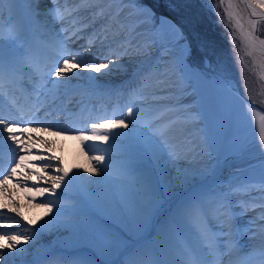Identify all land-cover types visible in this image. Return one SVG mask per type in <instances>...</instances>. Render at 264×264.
I'll use <instances>...</instances> for the list:
<instances>
[{
    "label": "bare ground",
    "instance_id": "6f19581e",
    "mask_svg": "<svg viewBox=\"0 0 264 264\" xmlns=\"http://www.w3.org/2000/svg\"><path fill=\"white\" fill-rule=\"evenodd\" d=\"M116 1L118 0H92V8H89L90 10L85 8L73 20L58 21L54 20L53 16L49 14L51 10L74 8L76 9L75 12H78L79 8H76V6L81 4V0H68L67 3H60L59 6L56 5L57 0H36V2H29L28 0L27 5L30 8L27 9L25 8V2L16 0L13 6L17 8L19 4L23 6L25 13L31 18L34 17L35 13H40L38 14L41 15L37 22V24L39 23L38 26L33 23H30V25L31 27L35 26L38 33L47 29L46 38H42L38 33H33L31 36L26 26L21 28V33L16 32L12 28L13 24L15 25L17 21L22 24L21 21L24 18L21 14L18 16V20L11 18L13 13L10 14V11L13 9L7 6V0H4L3 4L0 5V23L5 20L7 21L5 25L8 26L4 27L5 33L9 34V31L12 30L14 35L20 38V40L16 38L14 41H6L4 51L11 44L17 45L25 40L30 43L33 39L39 45V48L34 53L42 55L44 58L45 64L42 66L41 71H48L50 77L52 76L50 73L56 71L55 65L57 64L58 52L61 51L64 44L67 45L68 43V32L73 30V21H76L75 27L82 30L71 38L77 48L68 50L81 52L83 54L82 58L85 60H93L98 54H105L110 51L120 53L118 57H108L109 60L117 61L116 68L111 71H106L102 74L95 72L89 74L81 68L75 75L70 74L71 79L57 83H53L57 79L51 80V83L57 87L49 90L48 93H42L45 90L42 86L38 87L36 91L28 90L26 93L28 98L41 95L39 101L35 100L34 104L30 105L31 110H40L39 117H43L41 119L43 122L39 124L47 125L54 133L30 131V134L33 135L32 133H34L33 136L35 137L31 139L28 138V132L23 131L18 137L22 142L20 146L11 140L0 144V153L9 162L3 165L5 170L0 175V212L4 213V217L0 218V222H14L13 230L7 228L5 231L23 235H32L30 231L25 230L26 228H39L44 224V221H48V224L43 229L42 234L37 235L36 239L24 246L25 251H13L5 255L2 257V264H11V255L15 257L19 255L28 256L29 253L37 248L46 246L51 248L50 245H55L54 249L46 256L33 257L21 264H129L130 260L139 261L140 264H148L147 261H142L148 253L159 250L160 256L163 254L160 242L168 243V241L173 242L178 239L181 243H184L186 235L191 236L188 232H185L184 237L181 239L175 226L170 224V217L176 210L178 202L188 196V193H185L180 194L177 199L169 201L167 206L159 211L154 228L148 233L146 241L139 245L137 252L132 253V249L127 252L122 251L123 245L128 240H132V237L144 233L142 226L150 224V212L156 210L152 204H149V199L139 195L134 200V203L139 202L141 209L134 211L132 209V196L135 197L138 192L142 193L143 191L154 189H167L170 195L180 193L179 190L182 185L177 183V177L183 171L180 167L178 168V166L174 165L173 161L181 162L187 167H190V164L195 166L192 156L186 152L188 150L177 144L181 138L179 136H186V134L182 132L179 135L175 129L180 127L182 122H185V119L192 118L191 116L199 113L200 110L197 108L196 111L192 110L188 114H183V111H179L181 106L196 104L197 98L195 100L192 99L189 88H184V85L176 86V88L180 87V89H183L182 97H178L179 92L175 91L176 88L173 86L175 83L173 82L174 79L171 78V74L162 76L161 80L164 83L161 85L158 84V80L154 81L150 68L152 63L158 61L157 57H153L145 64L134 65L136 60L147 56L145 54L150 48L147 45L143 47L134 45L135 41L131 40V24L127 25L126 22H123L125 26H121L120 20L114 18L115 14L120 12L122 8L114 10L113 7L116 6L114 2ZM248 2L249 0H232L235 7L229 9L235 17V19H229L247 46L249 44L247 40H244V34L252 31L249 21L258 19L252 15V10L246 7ZM112 4L113 7L111 6ZM223 7L224 10L228 7V0H224ZM256 7L259 11L264 12L263 9ZM101 11L103 15H97ZM236 19L240 21L242 29L236 26ZM98 20L99 23H97ZM40 23L47 25L45 26L46 28ZM77 24H79L78 27L76 26ZM107 25L110 26L108 27ZM257 26H259V23ZM101 28L106 30L105 33L108 36V40L105 41L99 51L96 48H89V43L98 39V34L102 32ZM65 29L68 31H65ZM257 31L258 29L256 28L253 35L259 39H264V36ZM110 37L117 38L115 43L110 44L112 42ZM48 38L53 39L56 44L51 43ZM159 42L156 45L157 48L151 46L152 50L155 49L158 53L163 52L168 47V43L165 40L159 39ZM251 48V58L255 68L259 76L264 75V47L257 45ZM19 50L25 53L21 46ZM63 50L68 51L65 48ZM25 54V58L17 65L18 71L16 72L17 77L23 79L25 77L29 78V73L31 74L32 71L40 73L37 70L38 67L29 58L30 55L27 52ZM9 56L10 52L5 51V58L8 59ZM131 56L136 59L132 60ZM99 62L108 63V60H97V63ZM29 64L32 67L26 66ZM41 75H39L40 78H42ZM77 78H82L87 83L77 82ZM48 81L44 77V82ZM3 86L7 87L6 90L16 89L15 86L8 87L6 80H4ZM74 93H77L80 99L71 103V105H67L69 103L68 99ZM17 94L18 92H15L14 95ZM184 96L186 98H183ZM158 98L172 99V101H168L170 105L167 107L149 112L145 116H137L139 112L145 110V106L140 103L134 104L132 100L150 102ZM115 102L117 103L116 107H114ZM0 105L5 111L8 110L6 104L1 103ZM65 106L78 107L77 113L72 115L70 111H65L67 110V108L64 109ZM128 106H132L135 110V115L132 118L134 126L130 123L128 129H118V131L127 132V136L118 138L124 144L118 147L112 143L109 145L92 141L81 143L79 138L81 134L91 135L88 125L98 123L101 119H125V122L129 123V120L124 115ZM173 106H177L178 110L173 109ZM100 109H104L102 114L98 113ZM165 114L170 116L167 121H163L160 118V116ZM54 118L55 120H53ZM27 119L29 120V118ZM195 122L198 123L197 120ZM166 133H169V135L164 137ZM2 135L6 137L8 133L4 130ZM161 144L173 154L171 159H156L155 153H158L159 145ZM133 146L140 150H134ZM105 147H108V152L121 151L125 156L112 164L106 163L103 173L93 174L86 171L90 167H95L91 157L101 154ZM27 148L31 150L26 151L25 149ZM260 151H264V148L254 147L250 154L243 156L241 161H236L237 165H244V160L260 155ZM19 156L25 157L24 163L16 168L15 174L7 178V174L10 172L8 169L16 165L13 157L18 159ZM136 156L140 158L137 159ZM255 161L253 160L250 164L256 163ZM167 167L172 168L174 172H170V174L166 172ZM64 169L69 170L71 179L67 181L63 188L57 189L59 195L53 196L52 193L47 192L46 194L45 192L39 198L36 190L50 189L53 184L52 177L61 175ZM132 169H135V171L132 172ZM151 173L153 182L144 179V176L147 177ZM187 174L193 176L190 172ZM99 176L102 179L100 184L98 182ZM220 179L217 177L212 182L200 185L194 191L201 190L202 193H206L212 189L224 190L223 186L225 187L226 182H221ZM17 181L23 182L18 183ZM248 190L249 188H246L245 192ZM49 198L56 199L59 210L55 214L48 213L46 215V205ZM161 200L163 201V199ZM214 200V204H209L211 211L223 212L222 198L215 197ZM241 203L243 209H238L234 214L238 216L244 209L249 210L256 218L254 231L244 227L237 228L233 224L234 220L232 219V222L230 219H226L225 216H221V218L216 220L212 219L214 223L222 226L225 230H219L217 233L224 235L221 238L222 241L229 242L230 250L227 252L229 258L244 248L253 247L264 250V201L248 200V198L246 200L243 198ZM78 208L82 210H78ZM75 209L77 211H73ZM97 211L104 213L107 220L99 217L95 220L93 219V225L87 224V221ZM18 212L22 213L23 216L18 215ZM201 212L204 213L202 206ZM9 217L11 220L8 219ZM29 220L36 223L29 225ZM3 226L1 225L0 228H3ZM106 234L112 236L113 239L107 238ZM235 234L240 238L237 242L234 240ZM116 236L123 245L120 246L115 241ZM69 237H71V241H66L65 245H59L61 240H69ZM84 250H87L88 256L84 257L85 255L81 254L82 257H79ZM5 251L7 252V250ZM223 251L224 249L222 248L215 253L221 254ZM174 253L178 254V251H174ZM160 256L158 258L159 261H161ZM120 260L121 263H119ZM258 260H260L259 262L264 261V257L261 255L254 258L250 257L239 264H248L251 261ZM225 264L232 263L229 260Z\"/></svg>",
    "mask_w": 264,
    "mask_h": 264
},
{
    "label": "rangeland",
    "instance_id": "374dc122",
    "mask_svg": "<svg viewBox=\"0 0 264 264\" xmlns=\"http://www.w3.org/2000/svg\"><path fill=\"white\" fill-rule=\"evenodd\" d=\"M131 1L133 13H136L135 15L139 19L148 22V25H154V28L145 36L149 45L156 46L160 43L159 39L169 42V46L165 49L167 51L165 56L166 60L175 64V69L170 72L175 83L173 86L176 88L179 83H183L184 86L188 85L191 98H197L194 107L199 108L201 112L197 118L198 123L190 118L185 119V122L180 125L181 127L186 124V128L189 127V129L182 131L186 136H181L179 133L181 138L177 144L188 150L186 152L192 156L195 162V166L190 164V167H187L181 162L173 161V164L178 168L180 167L183 173L190 172L193 175L189 183L182 185L179 190L180 194L185 191L184 193L193 195V198H199V195H196V190H184L188 187L187 185L194 182L195 187H199L204 183L214 181L216 178L213 177H219L218 175L223 172L222 177L228 181L225 184L226 193L233 183L239 182V184H246L247 187L254 190L248 193L254 200H262L264 195V151H260V155L244 160V165L230 164L234 162L235 157L242 155L245 150L261 147L258 142L256 118L249 116L241 100L249 104L255 101L254 107L264 112V82L258 76L246 47L234 31L221 3L219 0H210L211 7H209L205 0ZM250 1L259 8L257 0ZM127 10L132 11V6ZM120 13L121 16L124 15L122 11ZM257 29L260 34L264 35V20L259 22ZM175 30H179L182 37L177 36ZM67 42L66 50L77 48L73 39L67 40ZM189 48L191 55L187 60V70L192 76L191 82L185 78L177 66V59L185 54ZM163 58L165 59V57ZM164 68L165 65L158 61L152 63L150 68L153 79L158 80L159 85L164 83L160 79L163 75L165 76L161 72ZM217 80L227 83H217ZM77 82L87 83L82 78H77ZM175 91L181 94L183 89L179 87ZM200 120H203V124ZM203 125L204 129H202ZM167 135L169 133H166L164 137ZM133 149L140 150L136 146H133ZM136 158L139 159L140 157L136 156ZM257 159L261 160L258 161ZM253 160H256V163L250 164ZM167 168L166 172L169 174L174 172L172 168ZM151 176L152 173L147 177L144 176V179L152 181ZM211 176L213 179L209 181ZM99 179L100 184L102 180L100 176ZM159 191L154 189L136 193L135 197L132 196V209L134 211L141 209L139 202L134 203L139 195L149 199V204H152L154 193ZM208 195L207 198L210 197ZM178 196L179 193L171 194L166 199L161 198L163 201L161 200L160 205L155 206L156 210L150 212V224L143 225L142 229L145 228L146 231L152 226V223L155 222V214L161 210V205H166L169 200L172 201ZM219 196L222 197V195ZM206 205L207 203L202 204L204 207ZM96 213L105 216L102 212L97 211ZM250 217L252 222H248L249 228L250 224L256 222L254 216L251 215ZM96 218L99 217L93 215L87 224L93 225V219ZM105 236L113 239L110 235L106 234ZM141 236L144 237L145 234ZM68 239L61 240L60 244L71 241V237ZM115 241L120 246L123 245L117 236ZM82 253L86 257L89 254L87 250L82 251Z\"/></svg>",
    "mask_w": 264,
    "mask_h": 264
},
{
    "label": "snow or ice",
    "instance_id": "6c2138e0",
    "mask_svg": "<svg viewBox=\"0 0 264 264\" xmlns=\"http://www.w3.org/2000/svg\"><path fill=\"white\" fill-rule=\"evenodd\" d=\"M4 0H0V4H3ZM29 2H36V0H29ZM59 2V0H57ZM67 3V0H64ZM81 3L84 6L91 7L92 0H81ZM205 3L211 7L210 0H205ZM259 4V8L264 9V0H257ZM221 4H224V0H221ZM232 0H228V7L225 9V14L230 19H235L234 14L229 11V9L234 8ZM246 7L252 10V15L256 16L258 19H252L249 21L252 31L245 33V38L250 47H256L257 45L264 47V39H259L257 36L253 35L257 28V24L260 20H264V12H261L257 9L256 5L251 3L250 0L246 4ZM76 9H53L50 11V15L53 16L54 20L62 21L67 16L72 15ZM97 15L102 16L103 12H98ZM219 15V13H217ZM236 26L242 29V25L238 19L235 20ZM76 21H73V30L68 32V39L71 40L73 36H76L78 32H80L81 28L75 27ZM175 29V26H173ZM65 31H68L65 29ZM177 36L182 37V33L179 30H175ZM16 36L13 31L10 30L7 37L4 36L2 31V26H0V88L3 86V82L5 76L12 77L17 71V65L22 62L25 58L26 54L19 49L12 48L10 49V56L6 60L5 58V41H14ZM108 40V36L105 35L101 38V44L103 45L104 41ZM95 42L90 43L88 45L89 48L94 47ZM68 47L64 45L60 52L57 54V64L55 65L56 71L51 72L52 76L57 78V82H63L65 80L71 79V75H75L77 71L83 68L84 71L91 74L95 73H104L106 71H111L116 68L117 61L109 60V56L120 55L117 51H110L105 54H98L93 60H85L83 59V54L78 51H64L63 48ZM110 47V45H109ZM123 47V45H122ZM191 55V49H187L186 53L177 59V66L181 73L185 75V78L191 82L192 76L187 70V60ZM242 59V58H241ZM97 60L104 61L108 60V63L99 62ZM27 67H32V65H26ZM261 80H264V75L260 76ZM217 83H227L226 81H216ZM246 90V89H245ZM0 100H2V92H0ZM243 107L247 110L250 117L256 118V126L258 127V142L259 145L264 148V112L258 110L254 107L255 101L251 104L246 103L241 100ZM125 117L129 120V123L125 122V119H101L98 123H92L88 125V128L91 130V135H83L79 136L81 143H85L87 141L98 142L105 145H109L111 141L117 140L121 136H127V132L118 131V129H128L130 123L133 124L132 118L135 115V110L132 106L127 107V112L124 114ZM22 121H15L10 118H6L3 116L2 112H0V144L5 141V137L2 135L4 130L6 129L8 136L7 139L14 142L16 145L20 146L22 142L18 139L16 132L17 127L14 125ZM159 144V142L157 141ZM26 151H30V148L25 149ZM157 160H166L172 158V153L169 152L165 146L162 144L159 145L158 153H155ZM110 159V155L108 152V147H105L101 154L94 155L91 157L92 162L95 164V167H90L86 169L89 173H103L105 169V164L107 160ZM14 162L19 166L24 163L25 157L19 156V158L13 157ZM5 169L2 165V160H0V175L3 174ZM13 174L16 173V168L13 167L8 169ZM193 177L189 176L186 173L179 174L177 177V183L180 185H186L190 182ZM69 170L64 169L62 174L59 176H53V184L50 189H44L40 192V195L43 196L45 192H50L53 196L59 195L57 193L58 188H63L67 181L70 180ZM18 183H22L23 181H17ZM170 195V192L167 189L160 190L159 192L154 193L153 199L151 201L152 205L158 206L161 203V198L166 199ZM34 199V198H33ZM59 210V205H57V201L55 198H49L46 205V215L48 213L55 214L56 211ZM16 211V210H13ZM21 217L22 213H17ZM4 217V213L0 212V218ZM11 220V218H8ZM35 221H28L29 225L35 224ZM48 221H44L39 228H26V231H30L32 235H23L10 233L5 231V229L10 228L11 223H6L3 228H0V264H2V257L5 255L15 252H23L25 251L26 245H28L32 240L37 238V235L42 234L43 229L47 226ZM170 224L175 226V229L178 233V236L182 239L185 235V232H192L200 241L199 246H189L185 243H181L178 249V257L174 261L162 262L159 260H155L152 264H209L207 257L212 256L215 252H219L221 248L224 249L222 255H226L230 250V245L228 241H222L220 236L215 230L214 226L211 224L208 216L201 212V205L198 198H185L181 199L176 207V210L172 213L170 217ZM7 250V252L5 251ZM260 255L264 257V250H261ZM129 264H139V261H129Z\"/></svg>",
    "mask_w": 264,
    "mask_h": 264
},
{
    "label": "water",
    "instance_id": "95a60500",
    "mask_svg": "<svg viewBox=\"0 0 264 264\" xmlns=\"http://www.w3.org/2000/svg\"><path fill=\"white\" fill-rule=\"evenodd\" d=\"M244 38H245V36H244ZM244 40H246V38L244 39ZM250 46L248 45V48H249ZM251 48V47H250ZM250 48H249V52H250ZM252 49V48H251ZM250 55H251V52H250Z\"/></svg>",
    "mask_w": 264,
    "mask_h": 264
}]
</instances>
